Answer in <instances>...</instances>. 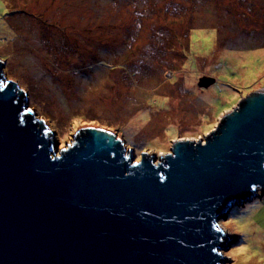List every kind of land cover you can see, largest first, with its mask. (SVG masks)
Returning a JSON list of instances; mask_svg holds the SVG:
<instances>
[{
	"label": "rangeland",
	"instance_id": "1",
	"mask_svg": "<svg viewBox=\"0 0 264 264\" xmlns=\"http://www.w3.org/2000/svg\"><path fill=\"white\" fill-rule=\"evenodd\" d=\"M0 58L57 154L95 126L165 156L264 89V0H0ZM221 226L236 238L224 264H264V197Z\"/></svg>",
	"mask_w": 264,
	"mask_h": 264
},
{
	"label": "water",
	"instance_id": "2",
	"mask_svg": "<svg viewBox=\"0 0 264 264\" xmlns=\"http://www.w3.org/2000/svg\"><path fill=\"white\" fill-rule=\"evenodd\" d=\"M0 58V264H224L221 220L264 197V89L204 139L137 158L115 132L59 142ZM203 76L198 86L217 83Z\"/></svg>",
	"mask_w": 264,
	"mask_h": 264
},
{
	"label": "trees",
	"instance_id": "3",
	"mask_svg": "<svg viewBox=\"0 0 264 264\" xmlns=\"http://www.w3.org/2000/svg\"><path fill=\"white\" fill-rule=\"evenodd\" d=\"M213 77H214V76H213ZM214 85H215V84H214ZM214 85H213V86H214ZM213 86H212V87H213ZM210 88H211V87H210ZM208 89H209V88H208ZM203 90H206V89H203ZM234 105H236V103H235ZM231 109H233V108L231 107ZM231 109H229V110H231ZM224 111H225V109H222V110L220 111V113H223ZM160 153H161V152H160Z\"/></svg>",
	"mask_w": 264,
	"mask_h": 264
},
{
	"label": "bare ground",
	"instance_id": "4",
	"mask_svg": "<svg viewBox=\"0 0 264 264\" xmlns=\"http://www.w3.org/2000/svg\"><path fill=\"white\" fill-rule=\"evenodd\" d=\"M184 140H186V139H184Z\"/></svg>",
	"mask_w": 264,
	"mask_h": 264
}]
</instances>
